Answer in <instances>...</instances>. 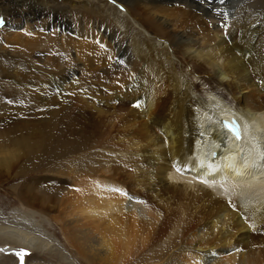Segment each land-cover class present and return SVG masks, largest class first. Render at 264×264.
I'll list each match as a JSON object with an SVG mask.
<instances>
[{"label": "bare ground", "instance_id": "6f19581e", "mask_svg": "<svg viewBox=\"0 0 264 264\" xmlns=\"http://www.w3.org/2000/svg\"><path fill=\"white\" fill-rule=\"evenodd\" d=\"M59 1L0 0V33L19 40L24 57L0 60V76L14 82L0 92L1 113L24 108L4 103L6 94L56 102L46 133L11 138L15 148L0 155L2 167L24 153L43 168L68 157L81 166L78 176L107 178L103 185L83 179L73 196L28 195L41 209L82 203L63 232L87 264H264V0H98L123 10L114 18L93 2L65 9ZM92 66L102 69L96 80L86 71ZM90 96L113 119L100 118L114 122L102 127L109 136L94 166L80 153L89 141L74 136L67 107L73 97L88 105ZM222 118L240 121V139ZM111 136L114 145L105 146ZM9 236L37 253L51 250L20 229ZM22 251L0 246V255L13 252L27 264Z\"/></svg>", "mask_w": 264, "mask_h": 264}, {"label": "rangeland", "instance_id": "374dc122", "mask_svg": "<svg viewBox=\"0 0 264 264\" xmlns=\"http://www.w3.org/2000/svg\"><path fill=\"white\" fill-rule=\"evenodd\" d=\"M62 1L63 0H60L59 2L56 3L58 7H64L65 8V7H68V5L78 6V4L79 5L80 4L81 5H83V4H89L90 5L93 2L92 3L93 6L98 11L107 14L111 18H114L116 16L118 17V15L115 14V13H117V11H116L117 6L115 9L111 7L112 9L110 10V7L107 5V3L106 4L100 3L98 0H91V1L86 0L84 2L83 1H76V2L64 1V2H62ZM235 1L233 0V2H235ZM228 2H232V1L231 0H225L224 1L225 4H227ZM111 4H113V3H111ZM65 9H67V8H65ZM117 9L121 10L119 8H117ZM121 11L123 12V10H121ZM225 16L228 18L226 19ZM224 17H225V20L229 19L228 14L227 15L224 14ZM117 25L120 29L125 31V23H124L123 17H121V19L120 18L118 19ZM2 27H3V23L0 22V29H2ZM23 28H24V26H20L18 28H14L12 31L18 32V31H21ZM136 31L137 30H135L134 33ZM134 33H133V35L135 36L137 33L136 34H134ZM5 35L6 34L3 35V33H0V45H1L0 46V53H1L0 60L1 61L2 60L8 61V62H15V60L23 61L24 57L21 54L23 51L21 52V48L19 46L20 43L18 42L19 40H12L9 37L7 40L6 39L7 35L6 36ZM4 41L6 43H4ZM88 42L91 43V41H88ZM96 45H97L96 46L97 49L94 53V56L96 54H98L99 53L98 50L101 49V47H99L100 44L98 45V42L96 43ZM111 49H109V51H108V53H110V55L107 53V56H109L108 58L110 60L113 58L110 56H114V54H115L114 51ZM101 50H100V53H101ZM97 51H98V53H97ZM36 53L37 52H35V53L33 52V55L36 56L37 55ZM100 53H99V56L96 55V60H98V61L101 59ZM98 57H100V59ZM121 59H123V58H121ZM117 60H119V58ZM95 67L98 70H95ZM90 68L87 69L86 71L90 72L92 74V77H94L95 80L98 79L97 75L101 74L100 71L102 69L99 66H92V68L94 70L92 68L90 70ZM13 84H14V82L12 81V77H10V75H8V73L4 72L3 74H1V76H0V92L3 91L2 94L9 93L8 87L10 85L12 86ZM91 86H92V83L89 84V87H91ZM20 94L21 93H16V95H18V96H16L15 94H11L9 97L6 94V95H4L5 97L3 96V98H2L3 102L4 103L7 102V104H9V105H11L10 102H14V103L20 102V103H23V106H24V108L22 109L23 111L20 112L21 114L12 112V113H8V115H7L6 113H1L2 111L0 110V139H2V140H0V144L2 145V146L0 145V150H2V152H0V155L4 156V157L7 155V153L4 151H6L7 148L8 149H14L15 147L12 146V143L14 141H16L19 136H22V133L25 134L24 136H26V134H27V137H29L30 140H32V141H35V139L37 137H40L41 135H43V133H46V131L50 128L51 123H52L53 116L51 113L53 110L56 109L55 105H54V104H56V102H54V101H45V102H39L38 101L35 104L33 99H31L29 96H22ZM10 97H13V98H10ZM74 98H76V97H73L72 98L73 100L67 101V107L72 108V122L71 123L73 124V131H76V133L79 132L78 134L75 133L74 136L76 138H82L83 137L84 140L86 139L89 141L87 149H84L80 153L84 154V152H85L86 153L85 156H87V158H86L87 162L88 163L90 162L89 164L91 166H94L95 164H97L99 162V160L101 158L99 156V153L101 154L102 153L101 151H103V148H102L104 146V144H102L103 138L109 136L108 134H106V132H108V131H106L102 134V127H104L106 124L108 125L110 123L109 127L111 126V128L113 129L112 126H113L114 122H111L113 118L110 119V117L107 114H104L101 112L100 104H102V103H100L99 101L97 102L96 106L93 107V105H95L93 97H91V96L88 97L92 100H90V102L88 103V105H90V103H91V106H88L86 104L84 105L87 108H85L82 103H79L80 101H78L79 100L78 98H76L77 100ZM13 100H15V101H13ZM77 101H78V103H77ZM38 103H42V105L41 104L38 105ZM81 106L84 108V111H83V108ZM98 109H100V110H98ZM85 110H88V111H85ZM89 111H91V112L89 113ZM84 112H85V115L87 114L88 116L87 115L85 116ZM95 112H98V114ZM94 113H95V115H94ZM99 113L107 115V119L108 120L110 119L111 121L102 120L100 118ZM90 114H92V115H90ZM78 115H79V117H82V118L79 119ZM14 116H17V117H14ZM92 117H94V118H92ZM27 120H29V121H27ZM95 123H97V124L95 125ZM23 124H24V126H23ZM14 125H16V126L18 125L17 126L18 131H17V129H15L16 126H14ZM29 125H30V127H29ZM95 126H97V127H95ZM12 127L13 128L15 127V128L13 129ZM23 128H25V129L23 130ZM77 128H79V129H77ZM81 128H83V129H81ZM96 128H99V130ZM8 129H11V130L8 131ZM63 129H66V128L63 127ZM89 129L91 130V132ZM97 130L100 131L101 134ZM80 132H81V134H80ZM83 132H85V134ZM7 133H8V135H7ZM112 134H114V132ZM11 138L14 141L11 140ZM110 138H112V139H110ZM114 138L115 137H112V136L109 137L108 138L109 141L107 140L105 142L106 143L105 146L110 145V143H111V145H114L113 144ZM98 140H100V142ZM11 141H12V143H11ZM96 141H98V143ZM111 141H113V142H111ZM9 142H10V144H9ZM4 144H5V146L6 145L7 146L5 147ZM2 147H4V148L2 149ZM4 153H6V155H3ZM20 157H21L20 160L15 161V162H13L14 161L13 160L12 163H10L11 165L8 168L9 170L8 169L5 170L2 167V166H4V164L0 163V164H2V165H0L1 166L0 167V246H4V245L5 246L6 245L11 246L15 249V251L16 250L20 251L23 249L28 251L27 255L25 256V260H24L27 264H58V263L59 264H87L85 261H83V259H81L79 257V255L75 251H73L72 247L69 246V244L66 240L67 237L63 232V230H64L63 228L68 225L66 222H69L71 220V218H68V217H69V214L72 212V209L74 210V208L76 206H78L82 203L78 202V199H76L77 201L75 200L76 202L74 200H72L71 204H70V202L67 203L68 204L67 208L69 211H61V209L58 206H57L58 208L56 206L50 207L49 208L50 210L47 207H46V209L45 208L41 209L42 207L39 204H37V200H34V202L31 201V199L28 200V195H32L34 193L44 192V191H49V192L52 191L56 195H58V193H60L61 191H63V192L68 191L69 193H71V195H72V193L78 194L77 192L82 190L80 188L81 183H83V185L87 184V182L84 181L83 179L89 178V180L93 179V181L98 180V181H101V185H103V182L107 181L106 180L107 178H104L102 173L98 174L96 177H92V179L90 177H88L89 175H86V174L85 175L79 174V176H78V173L83 171L81 169V166H79V164L75 163V160H74V162H72L71 159L68 157L65 158L64 161L61 160L62 162L61 161L60 162H53L54 165L52 164V165H49L47 167L45 166L44 168L42 166H40V161H38V159L33 161L32 160L33 158H29L30 160L29 159L27 160L26 159L27 158L26 153L20 155ZM102 159H104V158H102ZM112 178H108V180H110L112 182L114 180V178L113 179ZM113 182L114 183H112V184H117V182L115 180ZM78 185H80V186H78ZM108 191H111V190H108ZM60 194H62V193H60ZM44 196L48 197L47 194H45ZM29 201H31V202H29ZM53 201H54V199H53ZM72 205L74 206L73 208H72ZM48 206H49V204H48ZM63 206H66L65 203H63ZM67 208H65V209H67ZM79 209L80 208H77L76 211ZM64 212H66V214H67L66 215L67 219H65L66 217L63 218V216H65ZM60 219H62L63 221H61ZM83 221H86V220H83ZM5 228L11 229V230H6ZM65 228H67V227H65ZM13 229H20L22 231L31 233L33 236H36V238L41 237L40 238L41 240L48 241L51 250L48 249V251H46L44 253H37L36 249H34V250L28 249L25 246L24 241H14L13 237L9 236L10 231H12ZM13 254H14L13 252H12V254L11 253L1 254L0 255V264H20L19 259Z\"/></svg>", "mask_w": 264, "mask_h": 264}, {"label": "snow or ice", "instance_id": "6c2138e0", "mask_svg": "<svg viewBox=\"0 0 264 264\" xmlns=\"http://www.w3.org/2000/svg\"><path fill=\"white\" fill-rule=\"evenodd\" d=\"M220 2H221V3H224V0H220ZM137 106H138V105H137ZM230 130H232V131H234V132L236 133L238 139L240 138V136H239V132H238L237 129H230ZM17 255H19V256L21 257V261H23V256H24V255H27V253L24 252V251H22V252H20V253H17Z\"/></svg>", "mask_w": 264, "mask_h": 264}]
</instances>
